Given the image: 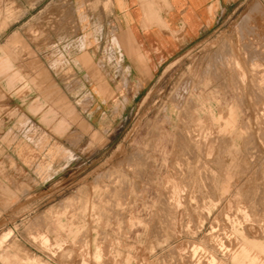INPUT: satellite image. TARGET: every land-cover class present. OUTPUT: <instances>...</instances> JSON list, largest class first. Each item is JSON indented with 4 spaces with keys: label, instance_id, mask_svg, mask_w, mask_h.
<instances>
[{
    "label": "rangeland",
    "instance_id": "374dc122",
    "mask_svg": "<svg viewBox=\"0 0 264 264\" xmlns=\"http://www.w3.org/2000/svg\"><path fill=\"white\" fill-rule=\"evenodd\" d=\"M117 7L0 0V264H264V0L139 96Z\"/></svg>",
    "mask_w": 264,
    "mask_h": 264
},
{
    "label": "crops",
    "instance_id": "0c3cea01",
    "mask_svg": "<svg viewBox=\"0 0 264 264\" xmlns=\"http://www.w3.org/2000/svg\"><path fill=\"white\" fill-rule=\"evenodd\" d=\"M122 25L117 31L119 42L112 46L117 59L101 64L115 74L125 72L137 93L146 88L169 58L189 49L193 43L215 27L241 0H117ZM89 63L81 76L87 83L94 80ZM83 96L99 97L93 88Z\"/></svg>",
    "mask_w": 264,
    "mask_h": 264
}]
</instances>
